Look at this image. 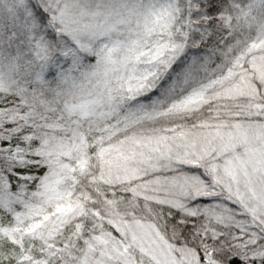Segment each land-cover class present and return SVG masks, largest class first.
<instances>
[{
    "label": "rangeland",
    "instance_id": "rangeland-1",
    "mask_svg": "<svg viewBox=\"0 0 264 264\" xmlns=\"http://www.w3.org/2000/svg\"><path fill=\"white\" fill-rule=\"evenodd\" d=\"M0 91V136L47 159L26 199L0 183L1 234L53 244L20 264L264 248V0H0Z\"/></svg>",
    "mask_w": 264,
    "mask_h": 264
},
{
    "label": "trees",
    "instance_id": "trees-1",
    "mask_svg": "<svg viewBox=\"0 0 264 264\" xmlns=\"http://www.w3.org/2000/svg\"><path fill=\"white\" fill-rule=\"evenodd\" d=\"M189 18L192 10H189ZM213 23V22H211ZM189 28V26H188ZM15 93L0 91V110H6L16 106L20 101ZM26 134H16L6 131L0 136V183L12 197L19 196L26 199L29 192L38 183L45 172V162L47 159L42 157L35 158L26 150V143L23 138ZM44 161V162H43ZM28 188L29 190H24ZM1 191V190H0ZM232 206H234L232 204ZM231 214L234 209L229 208ZM228 209V210H229ZM105 230L117 240H122L115 227L106 219H102ZM13 217L11 211L0 201V228L23 227ZM129 238L134 240L133 232H129ZM53 244L42 240H25L21 247L4 237L0 232V264H20L24 258L34 259L43 258L48 253ZM228 264H264V248L252 240L243 237L236 239L231 244Z\"/></svg>",
    "mask_w": 264,
    "mask_h": 264
}]
</instances>
